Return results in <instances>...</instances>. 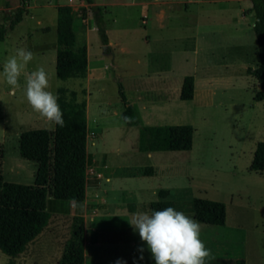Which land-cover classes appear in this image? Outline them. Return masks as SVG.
Returning a JSON list of instances; mask_svg holds the SVG:
<instances>
[{
	"label": "rangeland",
	"instance_id": "obj_1",
	"mask_svg": "<svg viewBox=\"0 0 264 264\" xmlns=\"http://www.w3.org/2000/svg\"><path fill=\"white\" fill-rule=\"evenodd\" d=\"M65 3L74 8L79 45H89L90 62L98 64L93 68L97 76L90 72L91 83L88 74L57 76V8ZM24 4L23 21L0 42V72L17 49L33 53L14 94L0 76V169L5 179L35 184L38 163L22 157L21 134L55 128L26 102L25 73L43 67L48 90L56 96L66 87L80 99L100 104L108 130L94 142L89 139L88 203L50 196L42 232L27 252L9 255L0 246V264H72L69 249L81 238L88 264H155L128 220L137 211L151 214V203L160 200L174 201L177 211L200 224V238L211 251L205 264H237L239 258L264 264V171L250 170L257 144L264 141V101L254 98L261 87L248 73L259 64L258 41L255 16L246 24L238 13L252 1L95 0L93 6L83 0H0V24L9 23ZM95 7L101 8L114 46L104 47ZM221 7H229L228 12ZM187 75L199 81L196 99L180 98ZM120 84L139 104L142 125H158L165 115L170 123L161 125H193V148L156 151L152 157L141 152L140 126L128 125L119 115L124 107ZM148 166L154 167L152 174L144 172ZM195 197L225 202L226 225L196 220ZM93 202L99 210L91 209Z\"/></svg>",
	"mask_w": 264,
	"mask_h": 264
},
{
	"label": "trees",
	"instance_id": "obj_2",
	"mask_svg": "<svg viewBox=\"0 0 264 264\" xmlns=\"http://www.w3.org/2000/svg\"><path fill=\"white\" fill-rule=\"evenodd\" d=\"M93 4L94 0H86ZM252 7L245 11L254 13V31L258 41L259 64L249 67L248 73L255 76L261 89L255 100L264 101V0H251ZM97 29L104 44L109 38L101 17V8L95 7ZM26 5L17 8L9 23L0 24V42L10 30L23 21ZM57 76L60 79L86 78L88 74V46L79 45L74 27L75 11L72 5L62 4L57 8ZM195 76L184 78L180 98L195 97ZM83 90L82 94L86 95ZM120 95L124 103L122 118L128 125L140 126V150L186 151L193 148L195 128L190 124L142 125L141 117L128 99L120 84ZM58 103L63 113V127L54 129L34 128L24 131L20 137L22 157L38 163L35 184L10 182L0 169V246L9 255L19 254L25 246L38 237L49 220L48 200L52 196L59 200L84 202L88 190V118L87 99H80L76 90L61 87L57 92ZM250 170L264 171V141L257 144ZM148 166L146 174H152ZM165 196L166 193L164 192ZM195 219L211 225H226L228 210L225 202L204 197L193 200ZM167 207L176 209L172 200L154 201L152 211ZM72 264H86L85 244L81 238L70 247ZM237 264H247L245 258Z\"/></svg>",
	"mask_w": 264,
	"mask_h": 264
},
{
	"label": "clouds",
	"instance_id": "obj_3",
	"mask_svg": "<svg viewBox=\"0 0 264 264\" xmlns=\"http://www.w3.org/2000/svg\"><path fill=\"white\" fill-rule=\"evenodd\" d=\"M32 60L31 51L19 48L4 62L0 76L13 94L20 87V77ZM48 89V74L43 67L25 73L23 92L28 105L43 120L63 127L65 121L58 98ZM128 221L146 243L155 264H205L211 256V251L200 238V224L173 207L154 210L151 214L137 211ZM139 251L144 249L141 247ZM143 258L141 255L140 259ZM116 264L124 262L117 260Z\"/></svg>",
	"mask_w": 264,
	"mask_h": 264
},
{
	"label": "crops",
	"instance_id": "obj_4",
	"mask_svg": "<svg viewBox=\"0 0 264 264\" xmlns=\"http://www.w3.org/2000/svg\"><path fill=\"white\" fill-rule=\"evenodd\" d=\"M83 1H86V0H83ZM94 3H95V0H94ZM94 3L91 4L94 6ZM66 4V3H65ZM68 4V3H67ZM90 4V3H89ZM71 5V4H70ZM252 7V6H251ZM251 7H239V10H238V13H239V19L242 23H246L248 21H250L254 15V13H250V12H245V11H248ZM221 10L224 12V14L226 12H228L229 10V7H221ZM161 16L163 17V9H161ZM146 14V13H145ZM224 18H228L229 15H225L223 16ZM230 18V17H229ZM255 20H256V17H255ZM147 23V22H146ZM242 25H245V24H242ZM106 31H107V28H106ZM108 34V32H107ZM108 38H109V42L108 44H105V48L107 47H111V46H114V42L113 40L111 39V37L109 36L108 34ZM88 46V63H89V67H88V80H89V83H91V80H92V74H90V72H95V75L97 76V71L95 69H93L94 67L96 68V65H98L97 63L95 64V66L92 64V62H90V59H89V45ZM100 64V63H99ZM101 65V64H100ZM91 75V76H90ZM185 78V77H184ZM184 78L182 80V84H181V90H182V85H183V81H184ZM195 83H196V86H195V97L194 99H196V97L198 96V91H199V81L197 78H195ZM210 84V82H209ZM89 91V90H88ZM181 94V92H180ZM129 99V98H128ZM130 100V99H129ZM131 101V100H130ZM132 104L135 106L136 110L139 111V104L137 103V101L135 100H132L131 101ZM157 103V102H156ZM155 104V103H154ZM143 106L145 107V103H143ZM124 110V107L121 109L120 111V114L119 115H122V112ZM105 109L102 108V106L100 104H93L91 103V101H89V99H87V118H88V144H89V139L92 137L93 139V142L95 140H98L99 139V136H103L104 133H105V129L108 130V127L106 128L105 125L106 123L104 121L108 120L107 118V115H105L104 113ZM139 113V112H138ZM140 115V114H139ZM169 118L168 116H163V117H159L158 118V122L160 124L158 125H161V123L163 124H166V123H170L169 121ZM94 123V124H97V128H94L91 126V124ZM107 133V131H106ZM101 138V137H100ZM139 150H140V146H139ZM141 151V150H140ZM141 152H144V151H141ZM146 153L149 157H152L153 156V152H144ZM90 154V152H89ZM147 168V167H146ZM145 172V171H144ZM153 173V172H152ZM89 187H88V190H87V196H86V199L84 202L88 203V200H89ZM95 193V192H94ZM93 193V194H94ZM98 197V196H97ZM78 203H83V202H78ZM152 204V203H151ZM98 205H96V202H93V204H91V209H94L93 211L95 210H99ZM93 218V217H92ZM92 220V219H91ZM227 221H228V217H227ZM90 222V220H89ZM29 244V243H28ZM28 244L25 246L24 250L23 251H28L27 250V246ZM21 251V252H23ZM85 251H86V245H85ZM20 252V253H21ZM247 261V260H246ZM86 264L87 263V251H86ZM248 264V262H247Z\"/></svg>",
	"mask_w": 264,
	"mask_h": 264
}]
</instances>
